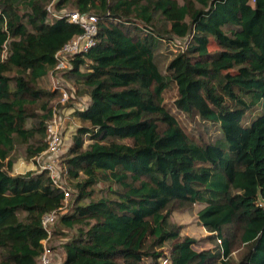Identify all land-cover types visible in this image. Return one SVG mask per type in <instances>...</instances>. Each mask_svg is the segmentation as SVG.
Listing matches in <instances>:
<instances>
[{
    "label": "trees",
    "instance_id": "1",
    "mask_svg": "<svg viewBox=\"0 0 264 264\" xmlns=\"http://www.w3.org/2000/svg\"><path fill=\"white\" fill-rule=\"evenodd\" d=\"M47 2L0 0V264H37L52 210L59 264H264V0L54 1L96 17L95 43L64 72L88 102L61 105L79 123L62 140L74 190L62 209L46 172L10 171L17 146L26 160L45 148L56 93L37 80L81 31ZM165 40L182 43L162 73ZM171 84L175 109L217 125L213 141L179 126L162 101ZM194 204L213 249L171 219Z\"/></svg>",
    "mask_w": 264,
    "mask_h": 264
},
{
    "label": "rangeland",
    "instance_id": "2",
    "mask_svg": "<svg viewBox=\"0 0 264 264\" xmlns=\"http://www.w3.org/2000/svg\"><path fill=\"white\" fill-rule=\"evenodd\" d=\"M55 0H48L47 4L45 5V10L46 8L49 9L47 11V14L50 18H53L50 15V11H56L54 9L53 3ZM63 12H69L73 11L72 9L69 8H64L61 9ZM162 41L160 42L157 50L155 51L154 54V60L157 63L158 68L160 71L163 73L164 66L166 62L169 60L171 57L172 53L176 51V46L181 45L182 41ZM174 44H177L174 46ZM210 49H215L216 44L211 41ZM85 69V67H81V70ZM55 81H58L62 83V87L66 90L68 94V99L74 98V93L77 92V95L75 96V99L73 100V106H82L83 102H85L84 98V93H85V88L81 86L80 84H74V82L69 79L67 80L65 78V74L62 73L61 77L56 75H52L50 77L49 74L44 75L43 77L39 78L37 80V84L49 91H55L56 96L55 98L50 101V105L52 107L55 106L56 109H58L59 115L62 119V125H61V131H62V140L64 141V147H67V145L70 142V137H71V132L74 130V128L79 124L78 121L75 118H72L69 114L70 110H67L66 108L62 109V106L57 103L59 99V91L53 87V83ZM65 81V82H63ZM175 96V87L173 84H171L170 87L165 89L162 92V101L163 104L169 109V111L174 115L176 118L179 126L184 130V132L187 133L192 138H197L201 137L203 141H213L218 135L219 131L217 128L216 124L209 123L207 121L200 120L194 113L186 114L183 113L177 109L174 108L172 105V100ZM68 101V100H67ZM66 101V102H67ZM65 102V103H66ZM64 103V104H65ZM59 105V107L57 106ZM86 143V142H85ZM10 159L12 160V167H11V174H17V173H23L27 169H32L34 170V167L32 164H34L33 159L26 160L23 157V148L22 146H17L14 151L10 154ZM36 171V170H34ZM70 191V196L72 198L73 196V188L70 185H66ZM200 209V205L194 204L191 207L183 210H178V211H173L171 213V219L174 221V223L181 225V230H180V235H188L190 237H193L196 240V243L192 246L193 249L195 250H201V249H213L214 247V242H203V239H206V236L209 234L204 228L198 223L197 218H196V212L197 210ZM53 226V225H52ZM53 227L51 228V234L48 239V242L45 244V246L50 247L53 252L56 254L53 256L54 263L59 264L60 259L63 256V253H61V250H59V247L61 245L60 241L56 240V236H54L53 232ZM62 232H65L66 230L62 229ZM168 244H164L162 249H166ZM61 253V255H60ZM240 251H234L232 253V256L234 259H237L239 256ZM147 261L144 260V264H146Z\"/></svg>",
    "mask_w": 264,
    "mask_h": 264
},
{
    "label": "built area",
    "instance_id": "3",
    "mask_svg": "<svg viewBox=\"0 0 264 264\" xmlns=\"http://www.w3.org/2000/svg\"><path fill=\"white\" fill-rule=\"evenodd\" d=\"M46 10L49 11L48 8H46ZM50 15L53 18L64 17L69 22L77 24L81 29L80 33L72 36L54 53V64L46 74H49L50 77L57 74L60 78L61 74L70 67V59L77 54L86 52L87 49L95 43L96 17L89 13L78 14L76 11L63 12L61 10H51ZM3 50H5V47ZM53 87L59 91V99L57 103L63 105L68 100L66 90L62 87V83L58 81L53 83ZM59 112L60 111L56 109L55 106L52 107L50 116L44 122L45 148L32 158L34 162L32 166L37 172H46L51 185L61 191L62 205L58 209H62L67 204L70 191L65 185L63 177L65 169L60 163L63 143L61 137L62 119ZM256 205L264 210V198L258 197L256 199ZM55 213L56 211L52 210L44 213L40 218V226L46 236L40 241L42 249L37 257V264H55L53 261V251L50 247L45 246L51 234ZM165 262L166 260L163 259L162 263L165 264Z\"/></svg>",
    "mask_w": 264,
    "mask_h": 264
},
{
    "label": "crops",
    "instance_id": "4",
    "mask_svg": "<svg viewBox=\"0 0 264 264\" xmlns=\"http://www.w3.org/2000/svg\"><path fill=\"white\" fill-rule=\"evenodd\" d=\"M84 98H85V102L87 103L88 102V100H87V96H84ZM28 170V169H27ZM29 170H31V168L29 169ZM62 253V252H61ZM61 253H60V255H61ZM56 253L55 252H53V256L55 255ZM55 257V256H54ZM54 257H53V259H54ZM62 257V256H61ZM61 260V259H60ZM60 263V262H59Z\"/></svg>",
    "mask_w": 264,
    "mask_h": 264
}]
</instances>
